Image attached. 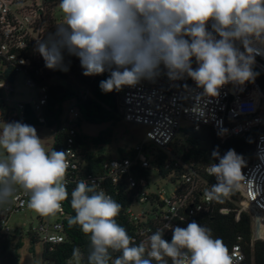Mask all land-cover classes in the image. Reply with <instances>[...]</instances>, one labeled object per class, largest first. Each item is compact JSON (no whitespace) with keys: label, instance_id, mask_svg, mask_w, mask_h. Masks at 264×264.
<instances>
[{"label":"clouds","instance_id":"clouds-1","mask_svg":"<svg viewBox=\"0 0 264 264\" xmlns=\"http://www.w3.org/2000/svg\"><path fill=\"white\" fill-rule=\"evenodd\" d=\"M63 23L36 50L49 69L66 71L65 51L79 58L85 76L100 75L103 92L120 91L142 80H153L163 65L172 78L187 75L204 95L215 97L229 82L244 84L254 78L253 39L264 40V0H60ZM213 21L212 32L206 28ZM215 33V35L213 34ZM219 36V39L216 36ZM189 37V39H185ZM239 41L244 51L235 46ZM198 64L192 67V58ZM63 151L46 152L36 129L21 122L0 128V206L10 203L19 186L29 196L28 206L41 216L62 210L68 198L65 176L69 164ZM218 163L207 166L216 183L206 190L208 201L223 202L241 187L243 157L229 149ZM70 226L89 236L87 264H109L111 252L121 253L114 264H233L222 238L196 221L186 227L171 224L169 242L156 230L138 245L117 223L122 205L80 180L71 192ZM73 258L83 253L73 249Z\"/></svg>","mask_w":264,"mask_h":264},{"label":"built area","instance_id":"built-area-1","mask_svg":"<svg viewBox=\"0 0 264 264\" xmlns=\"http://www.w3.org/2000/svg\"><path fill=\"white\" fill-rule=\"evenodd\" d=\"M59 3L60 0H0V120H17V113L23 116L25 105H29L39 117L48 103L49 86L63 83L45 66L43 57L36 50L37 41L47 39L56 31V26L63 23L53 15ZM212 24V20L206 24L209 32L213 31ZM185 39L190 40L189 37ZM260 41L264 40L253 39L251 46ZM235 46L244 51L241 42L236 41ZM253 55L252 66L264 74V58L255 52ZM192 67H198L195 57L192 58ZM160 68L155 79L142 80L117 92L116 106L121 120L146 127V139L134 146L129 154L117 158L103 157L97 176L84 173L89 150H84L78 141L81 116L77 102L65 105L59 127V132L66 137L63 152L67 154L69 167L65 181L74 176L79 181L95 184L97 191L103 190L107 195V185L122 188L130 201L126 214L134 228L133 242L138 244L146 243L158 229L170 242L172 231L169 224L186 227L192 221L198 223V218L214 209V201H208L204 193L217 182L216 178L208 175L206 167L203 171L212 180L206 181L194 163L186 164L181 160L174 142L182 131L211 127L220 133V142L224 143L264 126V90L254 78L242 85L229 82L219 89L217 96L209 97L187 75L172 78L163 65ZM19 80L20 85L29 90L27 102L13 98ZM78 94L82 99L88 95L83 88ZM39 121L44 122L42 118ZM157 155L167 157L166 169L173 166L166 178L161 177L152 164ZM152 172L174 186L169 196L166 197L165 192L153 184ZM243 174L246 179L241 182L240 189L233 192L237 195L235 218L238 220L240 213L250 216L252 245L256 241L264 242V133L257 136L252 161ZM28 202L29 196L17 186L10 203L0 208V236L23 234L22 229L9 226V219L24 212ZM230 211L222 207L218 213L225 216ZM32 232L42 248L65 240L63 219L58 216L53 222L40 221ZM239 242L240 238L229 250L233 264H247ZM43 264L53 263L43 261ZM249 264H254L253 260Z\"/></svg>","mask_w":264,"mask_h":264},{"label":"trees","instance_id":"trees-1","mask_svg":"<svg viewBox=\"0 0 264 264\" xmlns=\"http://www.w3.org/2000/svg\"><path fill=\"white\" fill-rule=\"evenodd\" d=\"M66 71L57 69H49L52 71L63 83H57L49 86L48 103L37 117L35 112L29 105L24 106V112L21 119L17 122L25 123L36 128L45 126L48 129H54V138L51 150L63 151L65 145V135L59 132L61 124V117L64 107L67 103L72 101L77 102L81 122L89 125H103L114 124L120 122L121 117L116 106V94L118 91L103 92L100 87V81L107 79L110 73L108 71L100 75L85 76L78 57L69 55L66 51L63 60ZM254 72V79L257 81L259 87L264 90V74L252 66ZM71 76V80L68 76ZM81 88L86 89L88 95L82 99L78 92ZM42 118L43 123L39 121ZM79 135L78 141L84 150H89L88 163L84 167L85 174L97 176L100 173L99 165L102 156L97 155L92 150L98 149L101 146H107L111 143L112 132L105 130L100 132L95 137H88L80 131V124L78 125ZM264 133V126L254 129L243 136L233 137L224 143L220 142V133L211 127H202L199 131L188 129L182 131V139L184 145L178 148V153L181 155V160L186 164L194 163L203 179L208 182L212 180L208 178L204 169L210 163H218V159H214L212 153L217 151L220 156H223L229 149H234L235 152L241 155L245 161V166L242 171L252 161L254 148L257 136ZM50 150V151H51ZM120 156L129 154L123 149L118 151ZM167 157L164 155H157L152 164L159 175L163 178L168 177L173 166L165 168V161ZM194 169V168H193ZM195 170V169H194ZM173 181V180H171ZM66 188L68 198L62 202V210L54 214V216L61 217L64 224L65 240L63 243L54 246H44L42 248V260L49 261L53 264H87V255L90 249L89 236L82 232L79 225L70 226L68 219L75 215L71 207V192L75 189L79 182L74 176L68 177ZM106 192L114 200L122 205L119 215L116 217L117 223L125 227L130 237L134 239V228L130 223L126 214V209L129 206V199L126 193L120 187H112L107 185ZM223 202L214 201V209L212 213H207L198 218V223L212 229L214 238L219 237L230 250L231 246L238 242L240 238V245L242 246L247 264L253 260L254 264L262 263V254L264 253V242L256 241L251 245L252 228L250 216L246 213H240L238 220H236L237 195L232 193L227 197L222 198ZM222 207H227L231 211L228 215H221L218 210ZM29 240L30 252H34V246L38 243L35 234L32 230L26 233ZM134 244L135 243L133 242ZM23 247V234L18 236H0V264H20L19 251ZM79 248L83 253V257L78 261L73 258V249ZM111 260L109 264H114L115 259L121 255L119 252H111ZM168 259V264H171V259ZM153 264H158L153 260Z\"/></svg>","mask_w":264,"mask_h":264},{"label":"rangeland","instance_id":"rangeland-1","mask_svg":"<svg viewBox=\"0 0 264 264\" xmlns=\"http://www.w3.org/2000/svg\"><path fill=\"white\" fill-rule=\"evenodd\" d=\"M53 15L58 22H61L63 20V13L59 9V5L54 8ZM252 47L254 48V52L256 54L264 58V41H260L259 43L254 44ZM67 76L68 79L72 81L71 76ZM17 83H19V86H17L15 90V94L13 97L14 100L20 102H27L30 94L29 90L20 85V80ZM18 119H21L19 113H17V120ZM4 122L11 123L17 121L16 119L0 120V128L3 127ZM38 129L39 131L37 132V136L42 140V144L46 152H50L53 144L54 130L48 129L45 126ZM105 130H111L112 132L111 143L107 146H101L98 149H94L92 147L91 151L104 158H117L120 157L118 153L120 149L129 152L134 146H136L137 144H141L146 139V132L148 129L142 125H136L124 121L116 122L114 124L103 125H89L80 121V131L85 136L95 137L100 132ZM183 145L184 143L182 135L180 134L178 135L176 142H174V146L178 149L181 148ZM151 180L153 184L157 186V189L163 190L165 192L166 197L173 192L174 186H172L169 181L159 179V177L153 172L151 173ZM152 190H155V188H152ZM1 207L2 206H0V208ZM134 209L137 210V208ZM55 219L56 217L54 215L41 216L37 214L34 210H32L29 206L24 212L14 214L10 217L9 226L12 229H22L23 232V247L19 251L20 264H43L42 246L40 244H36L34 246V252H30L29 240L26 236V233L30 230L36 229L40 221L53 222Z\"/></svg>","mask_w":264,"mask_h":264}]
</instances>
